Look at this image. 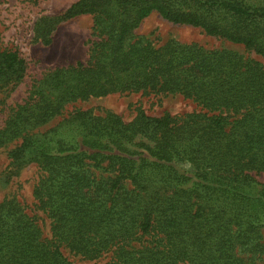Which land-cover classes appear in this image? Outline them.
<instances>
[{"label": "trees", "instance_id": "obj_1", "mask_svg": "<svg viewBox=\"0 0 264 264\" xmlns=\"http://www.w3.org/2000/svg\"><path fill=\"white\" fill-rule=\"evenodd\" d=\"M153 11L263 61L137 35ZM81 14L94 17L89 61L36 80L0 129V145L20 138L13 155L42 171L34 196L50 219L45 233L38 214L2 200L0 264H74L64 250L99 264H264V182L252 175L264 172V0H77L40 17L38 32L50 42ZM25 72L17 50L0 51V92ZM113 91L181 94L199 109L138 107L130 122L78 111L33 131L66 103Z\"/></svg>", "mask_w": 264, "mask_h": 264}, {"label": "rangeland", "instance_id": "obj_2", "mask_svg": "<svg viewBox=\"0 0 264 264\" xmlns=\"http://www.w3.org/2000/svg\"><path fill=\"white\" fill-rule=\"evenodd\" d=\"M76 1L0 0V51L17 50L26 61L23 80L15 87L10 86L0 92V129L5 127L13 108L26 101L36 80L57 67L75 64L77 61H89L92 41L97 39V36L93 35L92 14H81L59 22L49 36L50 42H47L37 29L40 17L63 14ZM135 33L149 36L157 44L175 39L181 43H197L207 49H233L263 61L259 54L243 44L209 35L200 27L171 22L158 11H153L144 18ZM138 107L154 116H161L165 112L180 115L199 109L196 102L181 94L113 91L70 101L62 107L60 114L33 131L45 132L60 122L71 119L78 111H89L102 117L114 113L123 121L130 122L136 117ZM20 141V138L13 139L0 145V202L15 197L28 207V212L32 211L40 216L44 232L48 233L50 219L37 209L34 196L42 171L36 162L16 159L13 155L12 152ZM96 173L97 176H107V172ZM252 175L258 181L264 182V172H253ZM126 183L128 188H132L130 182ZM64 252L74 264H99V261L83 259L68 250Z\"/></svg>", "mask_w": 264, "mask_h": 264}]
</instances>
